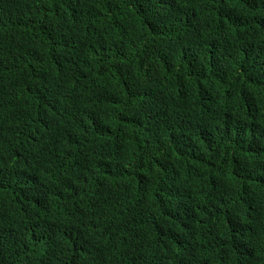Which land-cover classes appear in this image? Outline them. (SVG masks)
Listing matches in <instances>:
<instances>
[{
    "label": "trees",
    "instance_id": "1",
    "mask_svg": "<svg viewBox=\"0 0 264 264\" xmlns=\"http://www.w3.org/2000/svg\"><path fill=\"white\" fill-rule=\"evenodd\" d=\"M0 264H264V0H0Z\"/></svg>",
    "mask_w": 264,
    "mask_h": 264
}]
</instances>
